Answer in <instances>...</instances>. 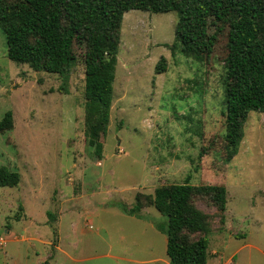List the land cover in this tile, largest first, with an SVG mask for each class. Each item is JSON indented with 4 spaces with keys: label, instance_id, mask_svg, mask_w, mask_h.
<instances>
[{
    "label": "rangeland",
    "instance_id": "rangeland-1",
    "mask_svg": "<svg viewBox=\"0 0 264 264\" xmlns=\"http://www.w3.org/2000/svg\"><path fill=\"white\" fill-rule=\"evenodd\" d=\"M192 16L125 13L101 154L86 138L84 16L67 93L58 74L11 60L0 27V121L8 111L14 119L0 132V167L21 175L18 186L0 187V264H170L167 235L155 225L167 217L155 197L162 186L187 181L228 189L224 220L213 219L208 264H264V112L250 111L239 151L227 161L229 12L198 16L207 32L203 61L184 53L200 34L186 27ZM160 62L166 71L157 72ZM137 201L144 218L119 206Z\"/></svg>",
    "mask_w": 264,
    "mask_h": 264
},
{
    "label": "trees",
    "instance_id": "trees-1",
    "mask_svg": "<svg viewBox=\"0 0 264 264\" xmlns=\"http://www.w3.org/2000/svg\"><path fill=\"white\" fill-rule=\"evenodd\" d=\"M132 9L176 12L183 19L193 15L186 27L189 32L198 27L200 34L187 41L184 53L199 61L204 59L207 32L197 25L198 16L212 9L229 12L222 60L224 140L226 160H232L239 151L250 111L264 112V0H0V27L6 34L11 60L58 74L62 78L60 90L67 93L84 16L86 138L95 153L101 154L114 99L122 22ZM164 71L166 64L160 62L157 72ZM13 121V112L8 111L0 121V132L12 129ZM20 180L18 171L0 167V187L18 186ZM198 201L216 207V214L200 209ZM155 203L167 217V222L155 225L167 235L170 264H208L213 219L218 214L223 221L227 209L226 185L173 183L157 190ZM119 206L129 215L144 218L140 201L132 207ZM40 264L54 263L45 260Z\"/></svg>",
    "mask_w": 264,
    "mask_h": 264
},
{
    "label": "built area",
    "instance_id": "built-area-1",
    "mask_svg": "<svg viewBox=\"0 0 264 264\" xmlns=\"http://www.w3.org/2000/svg\"><path fill=\"white\" fill-rule=\"evenodd\" d=\"M2 242H5V240H4V239H2Z\"/></svg>",
    "mask_w": 264,
    "mask_h": 264
},
{
    "label": "crops",
    "instance_id": "crops-1",
    "mask_svg": "<svg viewBox=\"0 0 264 264\" xmlns=\"http://www.w3.org/2000/svg\"><path fill=\"white\" fill-rule=\"evenodd\" d=\"M45 261V260H44ZM54 264H56L55 262H54Z\"/></svg>",
    "mask_w": 264,
    "mask_h": 264
}]
</instances>
